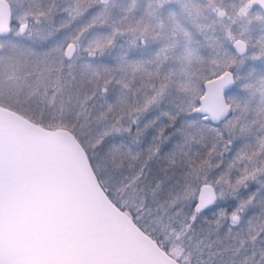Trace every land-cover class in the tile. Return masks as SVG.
I'll use <instances>...</instances> for the list:
<instances>
[{
	"label": "snow or ice",
	"instance_id": "6c2138e0",
	"mask_svg": "<svg viewBox=\"0 0 264 264\" xmlns=\"http://www.w3.org/2000/svg\"><path fill=\"white\" fill-rule=\"evenodd\" d=\"M95 2L75 0L66 9L70 19L42 36L47 46L37 51L34 37L51 24L57 0H0V264H264V206L239 227L242 213L255 206L257 192L240 198L231 211L221 207L207 227L200 226L205 208L226 194L237 196L264 175L261 137L210 176L229 150L225 131L231 135L239 120L228 113L246 111L222 98L211 113L204 109L205 99L214 101L213 93L231 82L230 73L218 70L205 77L186 110L163 112L168 124L157 130L147 148L133 151L107 143L118 133L138 142L155 121L143 128L133 125L167 85L161 82L143 102L129 103L124 96L105 99L93 114L97 98L112 84L113 70L93 69L85 79L91 66L78 73L75 57L98 17L59 40L49 38ZM254 2L264 6V0H248L241 14ZM102 47L99 40L90 41L85 50L92 56ZM237 47L243 51L240 41ZM231 62L224 61V68ZM116 83L131 90V81ZM21 95L29 104L34 101L38 111L21 106ZM182 113L195 115L193 123L200 127H176ZM168 128L174 131L165 135ZM205 133L214 137L211 143ZM177 135L180 139L162 156L164 141ZM160 160L164 166L154 167ZM234 168L239 171L235 177Z\"/></svg>",
	"mask_w": 264,
	"mask_h": 264
},
{
	"label": "rangeland",
	"instance_id": "374dc122",
	"mask_svg": "<svg viewBox=\"0 0 264 264\" xmlns=\"http://www.w3.org/2000/svg\"><path fill=\"white\" fill-rule=\"evenodd\" d=\"M239 1L108 0L107 4H104L97 0L87 6L83 15L72 20L68 28L55 32L54 37L49 39L57 40V37L65 33L62 36L64 37L83 25L91 24L92 20L98 17L95 24L84 34L80 50L75 57L78 73L84 65L91 66L84 72L88 74L84 76L85 79L92 76L93 69L103 70L106 67L113 70L112 84L104 96L97 98L94 115L101 110L105 99L112 102L118 97L115 92L121 93L129 103L143 102L146 97L155 94V89L159 88L161 82L166 83L167 86L158 102L153 103L149 110L140 116L138 125L134 124L133 128H143L155 117H162L164 106H169L174 111L186 110L193 98L199 95L198 88L193 87L192 83L203 80V72L210 77L215 71L230 69L233 72L232 89L235 96L231 99L226 96L227 101L239 103L246 111L237 109L229 115L239 117V120L236 121L231 135L226 131L224 133V139L231 140L229 150L223 151L224 143H219L224 163L219 169L210 172V176L215 177L241 148L245 145L255 147L258 139L264 137V128L260 127L261 123H264V19L263 16H254L250 9L246 16H241ZM74 4L75 0H57V11L51 24L43 26L40 35L34 37L33 47L37 51L47 46L46 42L41 43L42 36L47 37L61 21L70 19L66 9L73 8ZM243 5L245 6V2ZM167 6L171 8L168 9ZM219 8L225 11V17L222 19L216 15ZM106 37L112 38L111 43L107 44L103 52L97 51L95 55L90 56L85 50L89 42H104ZM235 38H240L246 43L247 50L243 55H237L233 49L232 42ZM198 50L206 57L204 61ZM229 59L232 62L224 68V61ZM213 60L218 63L213 64ZM138 64L142 67L133 71V67ZM165 76L168 77L167 81H164ZM116 80L131 81V90H122ZM19 100L21 106H31L34 112L38 111L34 101L29 104L23 95ZM182 119V126L190 131H196L200 127L199 123H193L197 119L195 115H187ZM150 129L151 126L139 137L138 142L132 135L118 133L109 137L107 143H117L132 148L133 151H140L145 149L144 143ZM205 136L208 143L214 139L211 134L205 133ZM179 139L177 135L164 141L161 155L171 151ZM164 148L166 152H163ZM164 163L160 160L154 167H163ZM243 166L244 164L240 163L238 168ZM238 168L232 170L233 177L239 175ZM257 181L248 182V187H242L237 196L226 194L223 199H218L214 205L204 209L200 226L207 227V222L215 219L214 213L221 207H227L231 211L240 198L257 192L255 206L242 213L239 227L244 228L246 222L259 214L260 208L264 206V187H261L264 175L259 176ZM226 229L227 224L221 229V235Z\"/></svg>",
	"mask_w": 264,
	"mask_h": 264
},
{
	"label": "trees",
	"instance_id": "16d2710c",
	"mask_svg": "<svg viewBox=\"0 0 264 264\" xmlns=\"http://www.w3.org/2000/svg\"><path fill=\"white\" fill-rule=\"evenodd\" d=\"M169 7L171 8V6H167V8L169 9ZM167 8H166V10H167ZM173 10V9H172ZM174 12H175V10H173ZM65 33H63L61 36H59V38L57 37V40H59V39H61L62 38V36L64 35ZM197 52V51H196ZM196 52H195V54H196ZM198 54H200L201 55V57H202V61H204V59L206 58L205 56H204V54H203V56H202V53H201V51L200 50H198ZM105 61V60H104ZM88 74H84V76H87ZM202 79H204L205 77H207V74L205 73V72H203L202 73ZM198 81H194V83H192V85H193V87H195V88H198V86H199V84L202 82V80L201 81H199V83H197ZM191 85V83H190V86H192ZM233 87H231L230 88V91H228V93H226V96H227V98L228 99H231L232 97H234L235 95L233 94L234 92V90L232 89ZM114 94H116L118 97L119 96H122V94L121 93H117V92H115ZM165 111H168V112H177V111H174V109L173 108H171V107H169V106H164L163 108H162V113L163 112H165ZM185 116H187V115H185V114H181V116H180V118H179V120L177 121V124H176V127H181L182 126V122H183V117H185ZM154 121H155V123L154 124H152L151 125V129L149 130V132H148V134H147V138H146V141H145V143H144V148H147V146L150 144V143H152L153 142V140L152 141H150V139H152L154 136H156L157 135V130L162 126V125H166V124H168V120H167V118H165L164 116H162V117H155L154 119H153ZM153 120H150V121H153ZM185 127V126H184ZM172 130H174L173 128H168L167 130H166V132H165V134H167V133H170V132H172ZM163 152H166V149L164 148V150H163Z\"/></svg>",
	"mask_w": 264,
	"mask_h": 264
},
{
	"label": "water",
	"instance_id": "95a60500",
	"mask_svg": "<svg viewBox=\"0 0 264 264\" xmlns=\"http://www.w3.org/2000/svg\"><path fill=\"white\" fill-rule=\"evenodd\" d=\"M263 9H264V6H263ZM223 12L224 13V15H223V17L225 16V11L223 10V9H221V8H219V9H217L216 10V15L219 17V18H222V17H220L219 15H218V12ZM237 41H243L242 39H240V38H236L235 40H233V42H232V46H233V49H234V51H235V53L237 54V55H243L245 52H246V50H247V46H246V43H245V47H244V51H240L239 49H238V47H237ZM226 71L227 72H229L230 73V80H231V82L230 83H227L226 85H224L223 86V88H222V90H220L219 92H214L213 93V96H214V101H213V99H210V98H206L205 99V102H204V109L205 110H208L210 113L212 112V111H214V102H219L220 100H221V98H222V100L225 102V103H229L228 101H227V98H226V92L228 91V90H230V88L232 87V85H233V83H234V78H233V72L230 70V69H226ZM209 87V90H210V92L211 91H213V86L212 85H209L208 86ZM231 114V112H229L228 113V116ZM206 209V208H205Z\"/></svg>",
	"mask_w": 264,
	"mask_h": 264
},
{
	"label": "flooded vegetation",
	"instance_id": "af4514ba",
	"mask_svg": "<svg viewBox=\"0 0 264 264\" xmlns=\"http://www.w3.org/2000/svg\"><path fill=\"white\" fill-rule=\"evenodd\" d=\"M245 2V4L247 3L248 4V0H240L239 1V8L241 9V8H243L244 7V5H243V3ZM238 8V9H239ZM240 9H239V11H240ZM248 9H250L251 10V12H253V15L254 16H263V18L262 19H264V9H263V6H261L259 3H253V4H251L250 6H249V8ZM225 17V16H224ZM223 18V17H222ZM222 18H220V19H222ZM234 22H235V20H234ZM236 39V38H235Z\"/></svg>",
	"mask_w": 264,
	"mask_h": 264
},
{
	"label": "clouds",
	"instance_id": "9594fccd",
	"mask_svg": "<svg viewBox=\"0 0 264 264\" xmlns=\"http://www.w3.org/2000/svg\"><path fill=\"white\" fill-rule=\"evenodd\" d=\"M107 2H108V0H105V2H104V4H107ZM245 5H247V3L245 4ZM245 7V6H244ZM241 10V9H240ZM247 14V13H246ZM246 14H241V11H240V15L241 16H246ZM218 15L220 16V17H223V15H224V13L221 11V12H218ZM102 44H103V47L101 48V49H99L98 51H100V52H103L104 50H105V47L107 46V44H109V43H106V42H101ZM241 47L243 48V51H244V47H245V43L243 42V41H241Z\"/></svg>",
	"mask_w": 264,
	"mask_h": 264
}]
</instances>
